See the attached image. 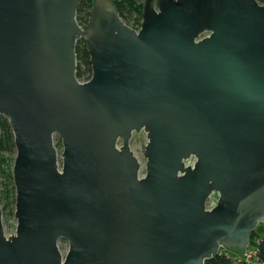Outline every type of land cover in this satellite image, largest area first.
I'll return each instance as SVG.
<instances>
[{"label": "water", "instance_id": "1", "mask_svg": "<svg viewBox=\"0 0 264 264\" xmlns=\"http://www.w3.org/2000/svg\"><path fill=\"white\" fill-rule=\"evenodd\" d=\"M81 1L0 0L17 220L5 236L0 204V264H205L245 250L264 222V5L143 0L136 31L112 0H93L81 27ZM142 129L143 178L130 149Z\"/></svg>", "mask_w": 264, "mask_h": 264}, {"label": "trees", "instance_id": "2", "mask_svg": "<svg viewBox=\"0 0 264 264\" xmlns=\"http://www.w3.org/2000/svg\"><path fill=\"white\" fill-rule=\"evenodd\" d=\"M117 6L118 14L122 17L123 21L128 26H133V22L136 25H140L143 11V0H112ZM260 4L264 5V0H258ZM93 0H82L77 10L76 18L79 25H86L89 20V14L91 10ZM75 52L77 53V78L82 82L89 81L92 77V65L90 62V55L86 49L85 40L79 38L76 44ZM5 153L14 155L16 153V145L14 144V134H12L11 126L8 123L7 118L4 115H0V155ZM10 170L0 168V176H5L7 182L3 188V196L0 197V204H3V212L9 209L12 213L15 212L16 207V191L14 185L13 164L10 166ZM264 227L259 225L256 230L251 232L250 237L258 234H263ZM264 235V234H263ZM261 254L264 258V247L261 249ZM205 264H229V260L223 255H216L211 259H206Z\"/></svg>", "mask_w": 264, "mask_h": 264}, {"label": "rangeland", "instance_id": "3", "mask_svg": "<svg viewBox=\"0 0 264 264\" xmlns=\"http://www.w3.org/2000/svg\"><path fill=\"white\" fill-rule=\"evenodd\" d=\"M134 26L136 25L135 22L132 23ZM85 25H81V27H84ZM133 27V26H132ZM206 36V35H204ZM130 149L131 151H133L135 157L138 160V163L140 162L141 164V168L139 171V177L143 178L146 176V169H147V159L144 156L143 152L141 151L142 149V144L144 142V145H147L149 142V139H147V134L146 132L142 129L141 131L138 132H133V135L130 139ZM53 142L56 146L57 149V153L59 155V162L61 164V152L63 150V143H61V139L58 135L54 136ZM123 144V141L119 140L118 142V148L121 147ZM15 155H11L9 153H5L2 156L0 155V168L1 169H5V170H10V166L12 164H14V160H15ZM186 166H194V164L196 163V158L194 156L189 157L188 159H186L185 161ZM5 176H0V197L3 196V188L4 185L6 184L7 180L5 179ZM219 198V194L214 192L208 199L207 203H206V208L207 210H210L212 208H214L217 204V200ZM3 204H1V209L3 208ZM2 214H3V218H2V225L4 226V234L5 236H10V235H14L16 232V228H17V220L15 217V213H12L11 210L7 209L5 210V212H3L2 210ZM259 225L264 227V222H259ZM264 234V232H263ZM58 246L61 250V254L64 256L66 254V252L69 250V245H68V241L63 239L60 240L58 242ZM232 252H238L240 249L234 248L231 249Z\"/></svg>", "mask_w": 264, "mask_h": 264}, {"label": "built area", "instance_id": "4", "mask_svg": "<svg viewBox=\"0 0 264 264\" xmlns=\"http://www.w3.org/2000/svg\"><path fill=\"white\" fill-rule=\"evenodd\" d=\"M141 24L129 27L139 31L142 27ZM262 247H264V235L258 234L254 238L251 237V241L245 250H239L233 253L231 249L221 247L219 249V255H224L230 261L229 264H264V258L261 254Z\"/></svg>", "mask_w": 264, "mask_h": 264}, {"label": "flooded vegetation", "instance_id": "5", "mask_svg": "<svg viewBox=\"0 0 264 264\" xmlns=\"http://www.w3.org/2000/svg\"><path fill=\"white\" fill-rule=\"evenodd\" d=\"M208 33H205L204 35H207Z\"/></svg>", "mask_w": 264, "mask_h": 264}]
</instances>
